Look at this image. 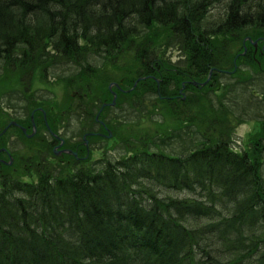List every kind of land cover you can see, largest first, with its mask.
<instances>
[{
    "label": "trees",
    "instance_id": "trees-1",
    "mask_svg": "<svg viewBox=\"0 0 264 264\" xmlns=\"http://www.w3.org/2000/svg\"><path fill=\"white\" fill-rule=\"evenodd\" d=\"M219 7V20L209 21ZM156 25L179 42L183 63L151 58L149 47L135 49L137 66L118 85L126 91L147 79L131 92L116 91L118 99L127 95L143 105L155 98L151 105L173 128L156 124L147 138L161 142L158 149L105 158L102 168L86 159L82 144L72 146L79 158L54 156L57 141L39 134L48 130L42 111H36L33 138L12 128L36 155L25 156L21 166L0 165V264H264V121L256 119L259 128L244 146L234 145L246 121L234 113L235 103L248 90L258 97L243 80H252V71L264 76V67L253 69L258 57L250 49L234 71L218 42L264 29V0H0V59L7 69L22 70L15 84L34 69L44 82L54 66L76 67L61 81L67 101L57 118L75 108L96 123V106L112 94L97 93V84L110 80L89 59L125 58L139 29ZM255 35L264 37L258 30ZM212 69L207 85H194ZM234 79L240 90L229 87ZM212 92L215 103L209 102ZM33 106L19 121L31 132V113L42 105ZM44 111L56 132L52 109ZM173 141L180 147L169 148ZM30 167L37 181L22 182Z\"/></svg>",
    "mask_w": 264,
    "mask_h": 264
},
{
    "label": "rangeland",
    "instance_id": "rangeland-1",
    "mask_svg": "<svg viewBox=\"0 0 264 264\" xmlns=\"http://www.w3.org/2000/svg\"><path fill=\"white\" fill-rule=\"evenodd\" d=\"M220 13L223 14L222 7L217 9L212 8L211 13L207 16L208 20L213 22L219 20L218 17L221 15ZM257 30L262 34L264 33V29H252L241 34H228L225 37H222L220 39L221 41H218L219 43L224 44L225 47L223 50L225 49L224 51H227V56H229V58L231 56L233 64L239 62V60L236 59V56L243 53L242 48L244 46V40L248 37L252 42L247 41L246 48L249 50L253 49V47H255L254 43L262 47V42H260L258 38L259 36L255 35V31ZM178 43L179 42L170 33H168L166 29L159 28V26L156 25L150 29H139L137 38L133 40V43L130 46L125 48V52H127V56L125 58H123L122 55L117 56V54L114 53L111 54L112 56L102 54L98 57L89 59L90 65L96 68L95 70L98 71V74L100 72V74L102 73V76H106V79L110 80V83H105L103 85L100 83L97 84L95 87L97 93H116L117 98L115 106H119L118 108H109V110L107 112L105 111L100 117V120L106 121L110 124V131L112 132L111 139H101L98 137H93L92 139H88V137L86 138L88 141V147L92 150L91 164L96 163L95 166L100 165L99 167L102 168L101 162L102 160L104 162L105 158L109 160L121 158L123 160L124 158L130 157L132 153L141 152L146 146L148 148L155 147L157 149L160 147L161 142L157 145L156 138L150 141L147 138L148 133L150 134L153 132V126L158 125L161 130L165 129L166 126L172 128L173 126L171 124H165V119H163L162 115H160L161 113L158 111V107H153L151 105L153 104L152 100L156 101V99L152 98L151 100V98L148 97L147 100L144 98L147 100V104L145 105H143V103L138 104L133 97L127 95L118 99L119 95L116 91L117 88L110 84L114 82L118 84V82L125 77L124 75L127 71L129 72L132 68L137 66V64H135L134 56L136 53L134 51L135 49L138 50V48L143 49L144 47H149L147 52L151 58H157L162 55V58L172 60L175 65L181 66L184 57ZM220 48L222 49V47ZM259 56L260 55L257 54L258 58L253 61L254 68L251 67V64H249L250 68L263 69L264 61L263 59L260 60ZM3 64V60L0 59V130H3L4 127H6L12 120L26 121L30 116V105L32 104V107L35 108L33 106V104H35L42 105L41 108L49 112L50 109H52L51 119L49 118V120L53 124H56V134L65 139L66 142L70 143V146H78L82 143L84 144V137L88 132H103V129H101L100 126H98L94 121V123L90 121L91 119H87V116L85 117V115L80 113V111H77L75 108L74 111L70 113V116L66 115V117L62 120L57 118L65 104V101H67V92L63 85L64 83L61 81L64 77H70L74 72H76V67L62 65L54 66L52 69H49L46 76L47 80L44 82L41 81L42 77L39 74V70L34 69L31 73H22L24 75L21 77L20 84H15L14 79L18 78V72H21L22 70L14 72L13 69H7V67H4ZM244 67L246 68V66ZM78 70L80 71L81 69ZM258 75L260 74L258 73ZM250 77L253 79H249V81L243 80V83L249 85L251 91L258 97H252V94H250L248 90L247 94L249 93L251 95V99L245 97L247 95L246 94L243 97H239V102L235 103L236 106H238L237 108L235 107L234 113L237 112L241 117L246 118V121L242 125L238 126L235 131L234 145L236 149L240 148V145L244 146V142L248 140L250 135L257 131L259 125L256 119L259 117L264 121V97L260 94L264 90V87L263 89L260 87L264 86V83L262 82L264 81V76L261 75L260 78H258L256 72L252 71ZM113 80L115 81L113 82ZM253 80L254 82H252ZM223 82H225V79ZM236 82H238L237 79L229 80V87H231V89H235L236 87L240 90L239 85H237ZM256 83L261 85L259 86ZM102 86L105 89H101ZM184 97L186 96L184 95ZM252 98L255 99L252 100ZM247 99L249 100L247 101ZM110 100L111 101L107 102H113L114 94ZM215 100L216 96L214 93H210L209 102L215 103ZM77 103V100L74 101L75 105H77ZM103 104L99 103L96 106V111H94L95 115L98 113ZM254 106L255 108L259 107V109L256 110ZM251 107H253V109H251ZM150 117L151 121H149ZM46 133V130L41 128L39 134L49 140L50 136ZM27 135L32 137L33 134L31 131H28ZM31 137L28 138L30 139ZM4 140L6 142V147L14 154L12 166H21L24 161H27L24 158L25 156L36 155L34 150L35 148L31 146L32 144H23V142L18 141L13 130L6 135ZM168 147L172 148V150L179 148L180 142L173 141L172 144L170 143L168 145ZM56 150L59 151V149ZM163 150L167 149L163 147ZM89 166L91 165L89 164ZM29 171V175L22 174V176H20L22 182L37 181V176L33 174L31 167ZM17 179H19V177Z\"/></svg>",
    "mask_w": 264,
    "mask_h": 264
},
{
    "label": "flooded vegetation",
    "instance_id": "flooded-vegetation-1",
    "mask_svg": "<svg viewBox=\"0 0 264 264\" xmlns=\"http://www.w3.org/2000/svg\"><path fill=\"white\" fill-rule=\"evenodd\" d=\"M259 41L260 42H262L263 44H262V47H260V46H258L257 44H254L255 45V47H253V49H254V53H258V51H260V52H263L264 53V49H263V47H264V37H260L259 38ZM244 45H245V47H247L246 46V43H244ZM249 51V50H248ZM248 53V52H247ZM105 125V124H104ZM103 126V125H102ZM17 127V126H16ZM105 129V128H104ZM9 131H10V129H9ZM98 135H100V136H98V137H100L101 138V136H102V138H105L104 137V133H98ZM65 149V148H64ZM67 149V148H66ZM0 150H5V151H2V152H0V165H5V166H12V165H10L9 163H10V158L11 157H13L12 155V153H11V151L7 148V147H2V146H0Z\"/></svg>",
    "mask_w": 264,
    "mask_h": 264
},
{
    "label": "water",
    "instance_id": "water-1",
    "mask_svg": "<svg viewBox=\"0 0 264 264\" xmlns=\"http://www.w3.org/2000/svg\"><path fill=\"white\" fill-rule=\"evenodd\" d=\"M141 80H143V78H140V79H138V80L136 81V83L134 84L133 89L138 85V83H139ZM208 81H209V79H208ZM208 81L205 82V83L202 84V85H206V84L208 83ZM195 85H197V84L195 83ZM113 94H114V100H113V102H112L111 104H105L104 107H105V106H114V105L116 104V98H117V95H116V93H113ZM13 124L17 126V124H15V123H13ZM18 126H19V125H18ZM9 128H10V125L7 126V128H5V129L3 130L2 133H0V137H1L2 135H4V134L6 133V131H7ZM21 128H22V127H21ZM22 130H23L24 133H26V129L22 128ZM32 136H33V135H32ZM30 137H31V136H30ZM109 137H111V133H109ZM86 144H87V143H86ZM2 151H5V150H0V152H2ZM61 153L73 154L74 156H77V153H73L71 150H63L62 152H57V151L55 150V154H56V155H59V154H61ZM11 163H12V160H11Z\"/></svg>",
    "mask_w": 264,
    "mask_h": 264
}]
</instances>
